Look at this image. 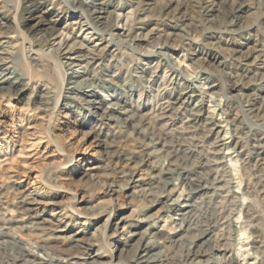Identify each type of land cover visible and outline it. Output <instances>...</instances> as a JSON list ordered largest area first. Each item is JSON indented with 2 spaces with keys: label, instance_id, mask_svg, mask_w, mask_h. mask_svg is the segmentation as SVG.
Returning <instances> with one entry per match:
<instances>
[{
  "label": "rangeland",
  "instance_id": "rangeland-1",
  "mask_svg": "<svg viewBox=\"0 0 264 264\" xmlns=\"http://www.w3.org/2000/svg\"><path fill=\"white\" fill-rule=\"evenodd\" d=\"M36 1L0 0V43L3 48L0 53L11 59L15 72L23 77L25 89L16 92L19 85L15 84L7 93L0 92V240H10L17 246L35 251L39 257L48 259L43 260L46 261L44 264H67V259L72 262L85 254L95 253L101 261H108L111 250L114 252L117 245L115 240L124 237L122 232L125 229L137 228L144 216H150L149 222L155 230L171 231L175 215L161 212L160 205L152 206L149 198L140 195L146 189L159 190L155 173L160 158L158 154L147 156L145 153L151 149L140 147L128 130L111 122L95 120L81 101L68 93L67 78L60 79L50 44L44 45L41 41L47 33L40 28L39 19H53L56 14L62 17L55 24L52 36L62 31L63 35L85 44L96 41L98 34L88 26L79 30L77 25L69 24L71 15L79 14L75 7L64 5L60 0ZM160 1L153 0L152 6L148 7L151 9L141 14V22L133 24L132 29L133 34L137 31L145 33L151 28L154 32L142 42L139 52L133 53L125 46L115 48L114 56H107L102 61L108 64L105 79L115 74L116 81L126 84L122 95L131 101L137 114L152 115L162 100L173 99L181 92L184 96L189 95L184 102L185 110L170 113L168 122L172 129L185 125L193 109L201 112L200 122L210 117L221 120L220 137L225 139L223 151L234 190L238 195L248 183L254 188L250 195L256 198L258 207H254L252 218H249L250 227H245L246 235L237 233L234 248L224 251V256L217 250L214 252L218 258L235 254L232 264H256L247 243L252 238L257 257L264 260V171L252 166L251 175L241 179L239 169L243 158L248 155L256 157L257 148H251L254 140L264 137V125L258 121L264 119V8L260 0H215L213 8L202 15L197 0H181L186 9L181 10L179 18H176L178 15L173 18L158 13L155 6ZM104 2H108L106 10L117 5L116 14H124L133 3L130 0ZM35 14L41 15L37 18ZM167 33L170 36L162 51L172 60L169 64L163 56L152 54L153 45L163 43ZM251 48L258 51L244 59ZM258 53L260 60L254 61L253 57ZM32 57L34 60L30 59ZM81 66L74 69L81 71ZM93 70L100 69L92 65L88 74L91 75ZM234 80H238L240 89L234 93L235 97L226 100L223 93L229 90ZM103 82L109 87V82ZM209 84L213 85L210 91ZM109 92L111 88L107 91L99 87L98 98L109 101ZM39 96L46 98L40 102ZM249 100L260 106L258 117L244 115L243 109ZM220 108L228 109L232 125L222 122L225 115ZM253 124L257 126L247 132ZM233 125L241 127L240 137L239 133L232 136ZM235 137H239L244 148L241 156L230 153ZM211 141L212 138H203L197 131L192 142L201 146L197 147L198 150L205 152ZM130 153L136 161L144 158L145 163L134 166L132 162L117 160V156ZM204 155L211 156L209 153ZM93 165L99 170H86ZM122 171H134L133 178L139 180L121 191L119 187L129 178ZM109 184L116 190L114 195L107 192ZM26 194L29 201L34 202L29 211L20 208L18 202L20 196ZM240 195L241 201L246 203L249 195ZM177 197L181 204L188 199L183 183L177 182L165 200L169 204ZM196 199L200 200L199 197ZM232 219L238 226L243 215H234ZM223 224L219 226L221 230H215L220 234V240L215 241L220 244L232 234L231 226L224 227ZM115 227L116 231L113 230ZM113 232L116 239L110 236ZM182 241L187 242V237ZM161 246L167 248L168 251L164 250L170 253L169 256L173 253L171 262L179 257V252L174 251L178 244L172 247L161 243ZM130 254L123 252L119 263L134 264ZM212 260L210 264H219L218 259ZM116 262L119 264L116 260L112 264Z\"/></svg>",
  "mask_w": 264,
  "mask_h": 264
},
{
  "label": "bare ground",
  "instance_id": "bare-ground-1",
  "mask_svg": "<svg viewBox=\"0 0 264 264\" xmlns=\"http://www.w3.org/2000/svg\"><path fill=\"white\" fill-rule=\"evenodd\" d=\"M34 1L36 0H28V2L31 3ZM130 1L133 2H130V7L132 8H129L124 14H116L117 5L112 10H106L108 2H104V0H60L62 4L70 5V7L73 6L79 12L77 16L75 14L71 15L69 24L77 25L80 28L79 30H81L83 26H88L87 28L97 32L98 39L92 43L84 44L81 41H77L78 39L76 40V38L72 36H68L67 34L63 35L64 33H62V31L58 34L53 33L54 35L52 36V30L55 24L62 18L59 14H56L53 19H39V22H41L40 28L45 31V34L47 33L43 36L41 41H44V45L50 44V53L54 54V64L57 70L60 71V79L64 80L65 76L67 78L68 86L66 89L68 93L73 94V98L81 101V104L95 120L102 123L111 122L121 129L128 130L129 133L135 136V142H138L140 147L143 149H151L149 152L145 153L147 156L151 154L159 155L160 162L157 164L155 173L157 174L155 175L157 177V182L160 184L158 185L159 190L152 191L146 189V191L140 195L143 196V198H149L148 200L152 206L160 205L159 209L161 212L165 211L175 215L172 220L173 226L171 227V233L155 230L153 225L149 222L150 216H144V218L140 220L137 228L129 227L127 230L123 229L122 235L124 237H119V240H115L117 245L114 248V252L111 250L108 261H101L99 255L95 253L93 255L85 254V256L79 257L77 259L78 261L71 262V260L67 259L65 262L67 264H112L116 260L119 263L123 252L126 254L131 252L130 258L134 261V264H210L211 261H213L212 259H218L217 263L219 264H232L235 259V254H231V257L229 255L223 258L219 256L221 258H218L214 250H217L218 253L223 254V256L224 251L228 249L232 250L235 245L237 233L241 232L246 235L245 227H250V225H248L249 218H252L254 207L258 206H256V198L252 197V194L250 195L251 190L254 188L248 183L244 184L243 191L240 193L242 195H249V199L246 203L241 201V195H237L234 190L232 176L229 172L225 160L226 156L223 151L224 148H226L225 139L220 137V132L222 131L220 125L221 120L216 121L214 118L210 117L209 120L200 122L198 118L201 112L192 108L193 110L189 112V116H187L185 120L186 124H181L182 126H179L177 129L176 127L172 129L170 127L172 125L168 122L171 118L170 113L173 114V112L182 109L185 110L184 102L190 97L189 95L185 94L186 96H184V93L181 92L179 96L173 99L168 98L162 100L154 109L152 115L146 113L137 114L131 101L122 95L127 87L126 84L116 81V78H114L115 74L109 75V78L105 79V77L108 76V64H104L102 61H104L107 56L113 57V50L115 48L118 49L120 46H125L133 53L139 52L142 42L147 41L153 31V28H151L145 33L142 31H137L135 34L132 33V29L134 28L133 24L141 22V14L151 9L148 7L153 3V0ZM214 1L215 0L196 1L201 5L200 12H202V15H205L213 8ZM37 2L38 1L35 3ZM22 3H24V0ZM259 3L262 5V8H264V1L260 0ZM155 8L158 10V13L162 15L171 16L173 18L178 15L176 18H179L181 10L186 9V6H184L181 0H162ZM236 10L237 9L233 10V14ZM36 12L37 11H35V13ZM40 15L41 14H35L34 17L39 18ZM232 22L233 20H231V23ZM66 23L67 21L65 22V26ZM37 26L38 25L35 27ZM169 36L170 33L164 35L165 40L163 43H155L153 45L154 50L152 51L154 56H163L168 64L172 60H169L167 53L163 52L162 49L164 50V48H166ZM2 50L3 48L0 43V52ZM257 51L256 48H251L248 54L244 56V59H247L248 56L253 55L252 53H256ZM5 52H8L7 49ZM260 53L253 57L254 61L260 60ZM44 54L49 55V53ZM28 57H30V55ZM34 58L32 57L30 59L34 60ZM29 62H31V60ZM80 65H82L81 71L74 69L75 66ZM92 65H96L100 70L95 72L93 70L90 75L88 74V68ZM67 70L70 72L67 73ZM230 77L232 78V76ZM22 78L20 74L15 72L11 59L2 57L0 53V92L7 93L15 84L19 85V87L16 88V92H21L24 89ZM103 81L109 82V87L103 84ZM212 86L213 85L209 84V91L212 89ZM99 87L106 88L107 91L108 88H111V92L108 93L110 96L109 101L104 102L102 99L98 98L97 89ZM239 87L238 80L232 81L229 90L223 93L225 99L228 100L235 97L234 93L240 89ZM128 89H131V87L129 86ZM44 98L46 97L44 96ZM44 98L43 96H39L40 102H43ZM249 101L243 109L244 115L258 117L257 111H259L260 106H257L254 101ZM56 105L57 102L55 103V106ZM219 110L225 115L222 122L224 121L226 124L232 125L233 119L230 118L228 109L220 108ZM258 121H260V125H264V119ZM253 126L257 125L253 124L249 126L247 132H251L254 128ZM197 131L201 132V137L203 138H212V141L208 142L207 145L209 150H205V152L201 149L198 150L197 147L200 145L193 144V136ZM231 131L232 136H236V134L239 133V137L242 132L241 127L238 125H233ZM239 137H235L236 141L229 149L230 153H236V155L241 156L244 152V148ZM254 147L257 148L256 157H250L248 155L243 158L239 169V176L241 179L251 175L249 170L252 166L264 171L263 136L254 140V144L251 148ZM205 153H209L211 156L207 157L204 155ZM117 160L120 162H128V164L132 162L134 166L145 163V159L142 157L136 161L132 153L123 154L121 157L117 156ZM86 170L98 171L99 167L93 165L89 166ZM123 174L127 175L129 178L125 184L119 187L121 191L129 189L130 183L139 180L138 178H133L134 171L123 172ZM177 182L183 183L184 192L188 199L181 204L177 197L172 203L168 204L165 199L169 197V194L174 190ZM109 185L110 188L107 189V192L114 195L116 190L113 189V185ZM198 197L200 198L199 201L196 199ZM18 202L21 204L19 206L20 208L28 211L34 203L29 201L27 194L20 196ZM25 205L26 207H24ZM225 212H228L227 215H224ZM237 214L243 215V220L240 221L238 226L235 224V220L232 219L233 216ZM223 223L226 224L224 225ZM222 224L224 227L226 225L231 226L232 234H228V236L225 237V242L220 244L218 240L215 241L217 238L220 240L218 237L220 234L215 230H221L222 228H219V226ZM113 230L116 231V227L113 228ZM113 234L114 232L110 236H113ZM184 237H187V242L182 241ZM114 239H116V237H114ZM161 243H168V245L172 247L178 244L177 250L174 251L179 252V257L175 259L174 262L170 261V256H172L173 253L170 256V253H165L164 249L166 247L162 248L165 245L161 246ZM253 243L254 240L251 238L247 245L250 244L249 249H251V254L254 256V262L256 264H264V260L257 257ZM221 250H223V252ZM43 260L46 259L39 257L35 251L17 246L16 243L10 242V240H0V264H44L48 259L46 261ZM115 264H117V262Z\"/></svg>",
  "mask_w": 264,
  "mask_h": 264
}]
</instances>
